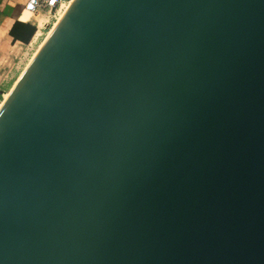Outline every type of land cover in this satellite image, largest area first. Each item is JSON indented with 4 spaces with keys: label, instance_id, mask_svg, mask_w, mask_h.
Returning <instances> with one entry per match:
<instances>
[{
    "label": "water",
    "instance_id": "water-1",
    "mask_svg": "<svg viewBox=\"0 0 264 264\" xmlns=\"http://www.w3.org/2000/svg\"><path fill=\"white\" fill-rule=\"evenodd\" d=\"M0 264H264V0H73L0 110Z\"/></svg>",
    "mask_w": 264,
    "mask_h": 264
},
{
    "label": "crops",
    "instance_id": "crops-1",
    "mask_svg": "<svg viewBox=\"0 0 264 264\" xmlns=\"http://www.w3.org/2000/svg\"><path fill=\"white\" fill-rule=\"evenodd\" d=\"M27 2L28 0H0V90L7 87L11 77L15 76L13 69L17 65L16 60L23 54V47L36 41L42 34V17L40 16L43 13L33 14L25 11ZM19 23L36 28V34L29 44L23 43L12 35V30Z\"/></svg>",
    "mask_w": 264,
    "mask_h": 264
},
{
    "label": "rangeland",
    "instance_id": "rangeland-1",
    "mask_svg": "<svg viewBox=\"0 0 264 264\" xmlns=\"http://www.w3.org/2000/svg\"><path fill=\"white\" fill-rule=\"evenodd\" d=\"M58 12L55 14H48L44 12L41 14L42 23H41V30L42 34L37 38L36 41H32L29 45L23 47L22 55L16 60V67H14L13 74L15 76L9 80L7 87H4L0 90V103L4 100V95L8 94L9 91L12 89V86L17 81L18 77L21 75L35 52L38 50L42 42L46 39L47 35L53 28L54 24L57 22ZM48 25V26H47ZM47 26V27H46Z\"/></svg>",
    "mask_w": 264,
    "mask_h": 264
},
{
    "label": "built area",
    "instance_id": "built-area-1",
    "mask_svg": "<svg viewBox=\"0 0 264 264\" xmlns=\"http://www.w3.org/2000/svg\"><path fill=\"white\" fill-rule=\"evenodd\" d=\"M71 0H28L25 11L33 14L47 12L49 14L57 13L61 7Z\"/></svg>",
    "mask_w": 264,
    "mask_h": 264
},
{
    "label": "bare ground",
    "instance_id": "bare-ground-1",
    "mask_svg": "<svg viewBox=\"0 0 264 264\" xmlns=\"http://www.w3.org/2000/svg\"><path fill=\"white\" fill-rule=\"evenodd\" d=\"M73 0H71L69 3L63 5L61 7V9L58 11V18H57V22L54 24L53 28L51 29V31L49 32V34L47 35L46 39L42 42V44L40 45V47L38 48V50L35 52V54L33 55V57L31 58V60L29 61V63L27 64V66L25 67V69L23 70V72L21 73V75L19 76V78L17 79V81L15 82L14 86L12 87V89L9 91L8 94L4 95V100L0 103V110L3 107V105L5 104V102L8 100V98L10 97L13 89L15 88V86L18 84L19 80L22 78L23 74L26 72V70L29 68L30 64L33 62V60L35 59V57L37 56L38 52L40 51V49L42 48V46L44 45L45 41L47 40V38L50 36V34L52 33L53 29L57 26V24L59 23V21L62 19V17L65 15V13L67 12V10L69 9V7L71 6Z\"/></svg>",
    "mask_w": 264,
    "mask_h": 264
},
{
    "label": "trees",
    "instance_id": "trees-1",
    "mask_svg": "<svg viewBox=\"0 0 264 264\" xmlns=\"http://www.w3.org/2000/svg\"><path fill=\"white\" fill-rule=\"evenodd\" d=\"M35 34H36V28L32 25H26V24L19 23L12 30V35L20 39V41H22L25 44H29Z\"/></svg>",
    "mask_w": 264,
    "mask_h": 264
}]
</instances>
